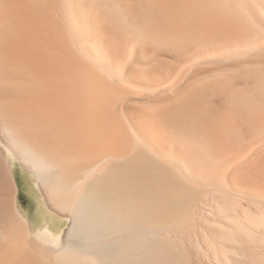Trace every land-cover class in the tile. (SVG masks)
<instances>
[{
	"label": "bare ground",
	"instance_id": "obj_1",
	"mask_svg": "<svg viewBox=\"0 0 264 264\" xmlns=\"http://www.w3.org/2000/svg\"><path fill=\"white\" fill-rule=\"evenodd\" d=\"M0 264H264V0H0Z\"/></svg>",
	"mask_w": 264,
	"mask_h": 264
},
{
	"label": "rangeland",
	"instance_id": "obj_2",
	"mask_svg": "<svg viewBox=\"0 0 264 264\" xmlns=\"http://www.w3.org/2000/svg\"><path fill=\"white\" fill-rule=\"evenodd\" d=\"M15 161V171L16 172V175H17V179H18V183H19V188H20V194H19V198L21 200V202L24 204V205H31L32 210H31V213L33 215L34 218H36L37 214H36V206L35 204L37 205L36 203V200L32 197V195H30L27 191H26V181L24 179V175L20 172L21 168H20V164L18 163L17 159H14ZM33 200H35V203H33ZM35 207V208H34ZM67 227V224H64L63 226V230Z\"/></svg>",
	"mask_w": 264,
	"mask_h": 264
}]
</instances>
